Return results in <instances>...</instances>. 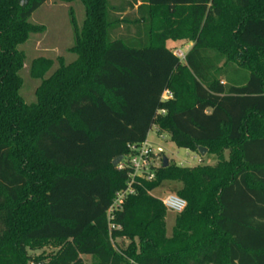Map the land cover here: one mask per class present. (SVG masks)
<instances>
[{
  "label": "trees",
  "instance_id": "1",
  "mask_svg": "<svg viewBox=\"0 0 264 264\" xmlns=\"http://www.w3.org/2000/svg\"><path fill=\"white\" fill-rule=\"evenodd\" d=\"M47 1L0 0V264H264V0H81L77 58L33 60L28 103L20 46ZM168 40L193 42L184 61ZM153 125L218 162L138 179L111 230L130 175L113 161ZM164 182L187 202L170 235Z\"/></svg>",
  "mask_w": 264,
  "mask_h": 264
},
{
  "label": "rangeland",
  "instance_id": "2",
  "mask_svg": "<svg viewBox=\"0 0 264 264\" xmlns=\"http://www.w3.org/2000/svg\"><path fill=\"white\" fill-rule=\"evenodd\" d=\"M25 0H19V3H24ZM119 0H112L114 5H117ZM71 9L76 16L79 25L85 20V6L81 0L68 2L66 0H48L43 4L32 16L31 20L37 25L44 27L42 32L32 34L29 40L20 46V49L26 54L25 67L21 71V75L24 79V86L21 93L28 103L36 100L35 89L40 85V79H35L30 74V66L38 57L52 58L55 61L54 68H57L59 58L63 57L66 63L73 62L77 55L72 53L69 48L74 45L75 32L73 29L70 14ZM113 36H121L128 34L133 36L135 27L133 25L127 26L124 23L119 25L118 29L113 30ZM168 47L171 49L181 48L185 51L191 49V42L184 40L180 43L173 44L172 41L168 43ZM147 142L152 144V147L158 155L164 159H169V163H175L181 167L196 166L211 164L214 165L218 162V155L214 153H207L202 156L199 151H191L189 149L179 148L175 142L171 139V135L167 133H159L157 126L153 125L148 133ZM207 148V147H206ZM208 149V148H207ZM223 155L226 159H229L230 152L228 149L223 150ZM169 186L167 182H164L159 187L152 191V195L160 200H163L166 195L175 193V190ZM176 213L170 211L167 216V232L171 234L173 216ZM117 241L129 244L127 239L118 238ZM43 251H52V247H45V249L30 251L32 255H39ZM86 261L91 262L90 258L84 257Z\"/></svg>",
  "mask_w": 264,
  "mask_h": 264
},
{
  "label": "built area",
  "instance_id": "3",
  "mask_svg": "<svg viewBox=\"0 0 264 264\" xmlns=\"http://www.w3.org/2000/svg\"><path fill=\"white\" fill-rule=\"evenodd\" d=\"M173 52L181 61L186 59L187 51L176 48ZM171 96L172 93L167 89L163 94V100H168ZM129 150L128 158L117 165L118 169H128L130 175L126 187L117 192L116 197L107 211V219L111 230L120 228V225H115L113 221L115 220L117 212L123 210L125 200L136 193L137 189L135 184L138 182V179L152 181L156 178L157 168L163 163L162 157L155 153L152 144L147 142V140L141 144L129 145ZM161 201L166 206L168 212L181 213L187 208L186 200L176 193L166 195Z\"/></svg>",
  "mask_w": 264,
  "mask_h": 264
},
{
  "label": "water",
  "instance_id": "4",
  "mask_svg": "<svg viewBox=\"0 0 264 264\" xmlns=\"http://www.w3.org/2000/svg\"><path fill=\"white\" fill-rule=\"evenodd\" d=\"M207 148L206 147H199L198 148V151L200 152V154L202 155V156H204L206 153H207ZM124 160V158L122 157V156H120V157H117L114 161H113V165L116 167L121 161H123ZM163 166L164 167H167L168 165H169V159L168 158H164L163 159Z\"/></svg>",
  "mask_w": 264,
  "mask_h": 264
},
{
  "label": "crops",
  "instance_id": "5",
  "mask_svg": "<svg viewBox=\"0 0 264 264\" xmlns=\"http://www.w3.org/2000/svg\"><path fill=\"white\" fill-rule=\"evenodd\" d=\"M139 4H140V2H139L138 4L135 5V8H137ZM170 41H172L173 44H176V43H180V42H182V41L168 40L167 43H166L167 47H168V43H169ZM192 45H193V42H191V46H192ZM169 48H170V47H169ZM191 48H192V47H191ZM173 218H175V216H173ZM173 223H174V219H173L172 224H173ZM173 226H174V224H173ZM173 226H172V229H173ZM172 229H171V232H172Z\"/></svg>",
  "mask_w": 264,
  "mask_h": 264
}]
</instances>
